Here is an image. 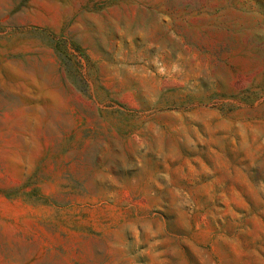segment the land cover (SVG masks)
Returning a JSON list of instances; mask_svg holds the SVG:
<instances>
[{
  "label": "rangeland",
  "instance_id": "1",
  "mask_svg": "<svg viewBox=\"0 0 264 264\" xmlns=\"http://www.w3.org/2000/svg\"><path fill=\"white\" fill-rule=\"evenodd\" d=\"M0 264H264V0H0Z\"/></svg>",
  "mask_w": 264,
  "mask_h": 264
}]
</instances>
